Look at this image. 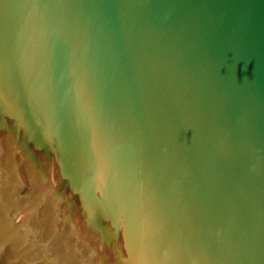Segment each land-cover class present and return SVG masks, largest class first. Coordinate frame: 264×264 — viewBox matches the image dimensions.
<instances>
[{
    "label": "water",
    "instance_id": "obj_1",
    "mask_svg": "<svg viewBox=\"0 0 264 264\" xmlns=\"http://www.w3.org/2000/svg\"><path fill=\"white\" fill-rule=\"evenodd\" d=\"M0 264H264V0H0Z\"/></svg>",
    "mask_w": 264,
    "mask_h": 264
}]
</instances>
